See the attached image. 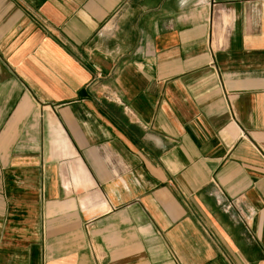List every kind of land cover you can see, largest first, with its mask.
Returning <instances> with one entry per match:
<instances>
[{"label": "crops", "instance_id": "obj_1", "mask_svg": "<svg viewBox=\"0 0 264 264\" xmlns=\"http://www.w3.org/2000/svg\"><path fill=\"white\" fill-rule=\"evenodd\" d=\"M0 264H264V0H0Z\"/></svg>", "mask_w": 264, "mask_h": 264}]
</instances>
